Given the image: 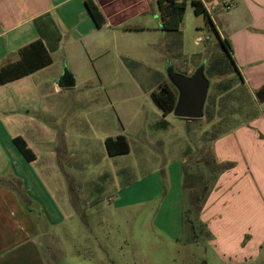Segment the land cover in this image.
<instances>
[{
	"label": "rangeland",
	"instance_id": "1",
	"mask_svg": "<svg viewBox=\"0 0 264 264\" xmlns=\"http://www.w3.org/2000/svg\"><path fill=\"white\" fill-rule=\"evenodd\" d=\"M237 6L218 1L210 6V21L196 15L187 0L179 30L144 32L129 24L116 36L97 30L103 49L78 44L79 55H71L64 37L52 65L0 88L7 136L25 139L36 155L32 169L39 182L67 206L65 224L34 239L43 264H222L218 242L199 217L231 167L216 158L213 146L240 125L264 119V100L243 83L236 65L243 60L240 45L234 55L229 41L244 38L253 45L263 24L255 26ZM51 18L60 30L53 13ZM150 19L159 26L158 19ZM249 62L246 68L255 69L264 57ZM167 67L183 76L203 68L209 88L202 118L163 116L153 104L151 92L168 81ZM64 69L77 81L57 90ZM105 105L115 127L90 121ZM123 129L131 153L108 156L103 136ZM5 147L1 140L0 153ZM7 168L0 187L10 188L45 229L37 203L20 188L10 162ZM216 217L219 224L225 220L222 210ZM261 253L249 264H264V246Z\"/></svg>",
	"mask_w": 264,
	"mask_h": 264
},
{
	"label": "crops",
	"instance_id": "2",
	"mask_svg": "<svg viewBox=\"0 0 264 264\" xmlns=\"http://www.w3.org/2000/svg\"><path fill=\"white\" fill-rule=\"evenodd\" d=\"M92 1L105 18V24L101 27L95 26L84 0H0V69L18 61L19 51L37 40L43 44L52 65L53 53L64 47L62 43L64 37V43L68 47L65 48L70 50L71 55L73 53L79 55L78 44L86 43L87 47L98 46L103 49L104 43H101L99 33H95L97 30L116 36L120 28L129 24L130 29L144 32L175 31L162 29L158 0ZM200 1L209 14L210 6L213 7L218 1L224 0ZM229 1L238 2L237 9L245 11L255 26L263 24L258 30L259 34L256 32L261 38H256L253 45L244 38L229 40L234 55L236 44L240 45L239 51L243 60L241 64L237 62L236 65L242 75L243 83L250 85L251 91H257L264 86V62L255 69L246 66L250 64L251 59L264 57V0ZM52 13L61 25L60 30L53 27ZM150 17L158 19L159 26L152 24ZM123 49L127 50L126 47ZM39 62L33 65H38ZM50 65L1 84L0 88L8 83L34 78ZM73 78L75 86L77 79L74 76ZM56 89L60 88L56 85ZM74 105L76 106V103ZM94 111L101 116L98 115L94 117L95 120L90 121L113 124L112 117H108L111 116V112L107 105L98 107ZM187 120L191 122L190 119ZM113 133L103 136L101 141L103 145L107 137L124 135L129 144V152L126 154L131 153L132 148L125 129L121 133L116 131ZM17 136L25 141L20 135L7 136L0 118V141L2 140L5 146L9 145L0 153V175L8 172L7 166L10 162L16 179L19 180L20 188L30 201L37 203L36 209L42 215L46 228H40L28 214L33 210L26 212L23 202L12 193L10 188L2 185L0 187V264H43L34 239L52 227L65 224L68 214L63 211L67 206L61 203V198L58 200L55 196H50L43 188L32 169L36 155L29 148L35 159L27 161L13 143V138ZM221 138L220 144L214 143V155L218 160L230 163L231 167L215 183L199 217L213 234V242H218L215 249L220 253L221 259H219L222 264H249L262 254L264 246V119L262 116L256 117ZM52 148L55 149L56 145ZM60 194L62 195L63 192L60 191ZM221 210L225 220L219 224V217L217 218L216 215ZM218 235H223V240H219Z\"/></svg>",
	"mask_w": 264,
	"mask_h": 264
},
{
	"label": "trees",
	"instance_id": "3",
	"mask_svg": "<svg viewBox=\"0 0 264 264\" xmlns=\"http://www.w3.org/2000/svg\"><path fill=\"white\" fill-rule=\"evenodd\" d=\"M193 12L198 14H205L211 21L210 16L200 0H190ZM84 4L92 18L96 27H101L105 24V18L92 0H84ZM187 7V0L175 2L174 0H158V11L162 17V29L177 30ZM223 43L228 50H230L227 40ZM20 59L14 63L8 64L0 69V85L16 80L25 75H28L42 67L51 64V59L46 52L41 41L37 40L25 46L19 51ZM38 65H33L36 62ZM257 97L264 100V86L256 91ZM177 97V91L174 86L166 81L160 84L157 90L151 92V100L156 108L163 116L170 115ZM211 105V104H210ZM208 106L209 116H211V106ZM13 143L20 152V154L27 160L33 161L34 154L27 146L26 142L19 136L13 138ZM106 152L109 156L122 155L129 152V144L124 135L116 137H107L104 141ZM207 198V193L204 196V201Z\"/></svg>",
	"mask_w": 264,
	"mask_h": 264
},
{
	"label": "water",
	"instance_id": "4",
	"mask_svg": "<svg viewBox=\"0 0 264 264\" xmlns=\"http://www.w3.org/2000/svg\"><path fill=\"white\" fill-rule=\"evenodd\" d=\"M168 81L177 91L176 101L171 112L175 118L199 119L204 116V104L207 97L209 83L203 74V68L199 67L192 75L183 76L167 67ZM57 87L71 88L74 86V78L71 72L64 69L57 80Z\"/></svg>",
	"mask_w": 264,
	"mask_h": 264
},
{
	"label": "built area",
	"instance_id": "5",
	"mask_svg": "<svg viewBox=\"0 0 264 264\" xmlns=\"http://www.w3.org/2000/svg\"><path fill=\"white\" fill-rule=\"evenodd\" d=\"M175 2H181V1H185V0H174ZM227 8H229V7H227Z\"/></svg>",
	"mask_w": 264,
	"mask_h": 264
}]
</instances>
